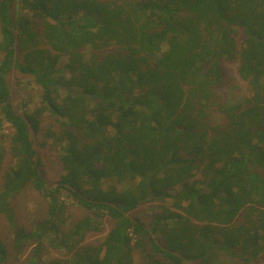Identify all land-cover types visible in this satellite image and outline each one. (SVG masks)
<instances>
[{"label":"trees","instance_id":"16d2710c","mask_svg":"<svg viewBox=\"0 0 264 264\" xmlns=\"http://www.w3.org/2000/svg\"><path fill=\"white\" fill-rule=\"evenodd\" d=\"M224 61L240 102L214 91ZM0 185V264H264V0H0ZM27 189L45 202L30 228L12 205ZM46 244L60 257L40 263Z\"/></svg>","mask_w":264,"mask_h":264},{"label":"rangeland","instance_id":"374dc122","mask_svg":"<svg viewBox=\"0 0 264 264\" xmlns=\"http://www.w3.org/2000/svg\"><path fill=\"white\" fill-rule=\"evenodd\" d=\"M61 64L64 62V58L61 59ZM235 62H223L224 67V81L220 83L219 86L215 88V93L221 98L220 103L230 102H240L244 96L248 95V87L246 82L242 81L236 69ZM8 84L11 89V99L14 108L19 112L23 109V103L27 102V108L32 110L38 104V95L39 88L34 84L33 80L29 76H25L18 72L16 69H12L7 77ZM219 98V99H220ZM223 100V101H222ZM221 114L215 113L212 117V121L216 124L221 122ZM48 121H45L42 124V127H46ZM10 128L5 126L3 131L4 137L10 134ZM32 142L35 148L38 150V153L41 156L43 162H45V181L47 185H53L58 177V166L54 160V152L52 151V146L47 145L46 147L41 146V143L45 141L44 130H40L36 135L31 137ZM50 146V147H49ZM195 176L194 178H197ZM1 186V185H0ZM12 205L15 208L18 219L27 225V228H30L33 222L39 221L45 216V202L41 198L40 194L37 192L27 189L22 192L20 195L13 197ZM148 208V205L141 206L135 213H132L133 216H140L144 209ZM84 214V211L72 204H68V216H67V225L71 224L72 220L81 218ZM111 226V221L104 220L101 223V230L99 233H88L86 234V242H95L96 240L102 238L108 229ZM0 231L6 237L8 235V228L4 221L0 222ZM34 250V245H30L22 261L27 260L31 253ZM60 257V252L54 250L49 245H44L43 250L38 255V260L40 263L47 260L55 259ZM234 261V260H233ZM232 260L226 261L225 264H235ZM134 264H138L137 258L134 259Z\"/></svg>","mask_w":264,"mask_h":264}]
</instances>
